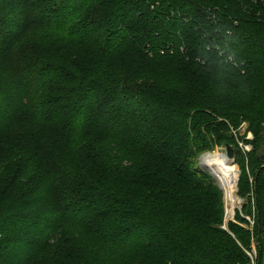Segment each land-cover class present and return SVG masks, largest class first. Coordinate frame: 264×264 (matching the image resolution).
I'll return each mask as SVG.
<instances>
[{
  "label": "trees",
  "instance_id": "16d2710c",
  "mask_svg": "<svg viewBox=\"0 0 264 264\" xmlns=\"http://www.w3.org/2000/svg\"><path fill=\"white\" fill-rule=\"evenodd\" d=\"M23 117L62 141L0 155V264H250L252 238L260 259L264 0H0V134ZM245 121L254 224L225 229L195 162Z\"/></svg>",
  "mask_w": 264,
  "mask_h": 264
},
{
  "label": "rangeland",
  "instance_id": "374dc122",
  "mask_svg": "<svg viewBox=\"0 0 264 264\" xmlns=\"http://www.w3.org/2000/svg\"><path fill=\"white\" fill-rule=\"evenodd\" d=\"M231 132L233 133L234 138H235V134H236V136H238L241 139L245 138V136L249 132L248 131L247 122L246 121L242 122L236 129H232ZM234 132H235V134H234ZM24 135H29L32 138H34L36 141H39V142L40 141H44L46 143H52L54 139H56L58 142L62 141L61 140L62 139V135H61L60 132H58V131H56L54 129H50L47 126H43L42 127V126L34 125V124L31 123V121L29 119L23 117V118H21L20 120H18L16 122V124L14 125L13 128H11L10 130L0 134V155H3V153L5 151H7V148L10 146V144L12 142H14L15 140L19 139L21 136L23 137ZM233 148L235 149L236 163H237L239 169L241 171L245 170V172H247V174H248V171L250 169L249 170L247 169V165L244 162L243 157L239 153L237 146H234ZM208 151H210L211 153L212 152H216V153H220L221 152L220 147H216L213 150H206V151L200 153L199 156L196 159L195 167L197 168L198 171H201V172L209 174L211 176L212 181L219 188V186H218L219 184L217 183L215 178L211 175V173H209V170H206V168H204L202 166V164H201V159L200 158L204 154L208 153ZM257 153L259 154L260 152H257ZM232 164L235 165L234 162H232ZM235 191H236V188H235ZM236 198H237V196H236V194L234 192V198H233V201H232L233 209L236 207V206L234 207ZM222 201H223V208L225 210L227 205H226V203H224L225 201H224L223 197H222ZM239 201H240V199L238 198L237 204L239 203ZM243 203H245V198H244V201H242V205L241 206H243ZM235 210H237V209H235ZM69 239H70L69 237H67V236L65 237L64 235H60V236L55 237V240H52V245H51L52 248L49 250V252H47V255L48 256L50 255V257H53L55 255V253L57 252L56 250L59 249V246H61L65 241L67 242ZM53 243H55L56 246L53 247ZM57 245H58V247H57ZM248 248H250V250H252L251 244H250V246ZM256 255H257V244L255 246V255H254V257ZM258 262H259V264H264V232L262 234V242H261V257H260L259 260H257V258H255L254 264H258ZM250 264H251V262H250Z\"/></svg>",
  "mask_w": 264,
  "mask_h": 264
},
{
  "label": "bare ground",
  "instance_id": "6f19581e",
  "mask_svg": "<svg viewBox=\"0 0 264 264\" xmlns=\"http://www.w3.org/2000/svg\"><path fill=\"white\" fill-rule=\"evenodd\" d=\"M201 164L209 173L215 178L219 186L225 191V202L227 211L232 205L234 198V189L237 178V166L233 165L232 159L227 157L224 153H207L202 156ZM232 160V161H231Z\"/></svg>",
  "mask_w": 264,
  "mask_h": 264
},
{
  "label": "built area",
  "instance_id": "2783aa9c",
  "mask_svg": "<svg viewBox=\"0 0 264 264\" xmlns=\"http://www.w3.org/2000/svg\"><path fill=\"white\" fill-rule=\"evenodd\" d=\"M234 134H235V132H234ZM251 139H252V134L250 132H248L247 135L245 136V138H243V139L239 138L235 134L236 146L238 148L239 153L244 158V162L245 163H247V156H248V153L251 151V144L249 142V140H251ZM220 150H221L220 153H224L227 156V154L225 152V146H221ZM208 153H211V152L208 151ZM234 164L237 166V178H236V191H235V194L240 199V201L236 205V207L233 209L232 214L228 213L227 206H226V208L224 210V221H223L222 227L227 229L228 221H234L235 213H236V211H238L243 217H245L248 220L249 228L252 229L253 224H254V218H253V216L244 215L242 213V206L241 205H242V201H244V198L238 195V180H239V175L241 173V170L239 169V167H238V165L236 163V156H235ZM249 181L250 182L252 181L251 176H249ZM219 188L221 189L222 197H223V199L225 201V195H226L225 191H224V189L221 188V186H219ZM235 209H237V210H235ZM251 246H252V250H250V249L249 250H245V252L247 253V255L249 257L251 264H254L255 258H257V255L254 257L256 242H255V240L253 238H252Z\"/></svg>",
  "mask_w": 264,
  "mask_h": 264
},
{
  "label": "water",
  "instance_id": "95a60500",
  "mask_svg": "<svg viewBox=\"0 0 264 264\" xmlns=\"http://www.w3.org/2000/svg\"><path fill=\"white\" fill-rule=\"evenodd\" d=\"M225 152L227 156L232 159L233 161L235 160V149L233 148L232 145L226 144L225 145ZM258 161H262V156L258 158Z\"/></svg>",
  "mask_w": 264,
  "mask_h": 264
}]
</instances>
